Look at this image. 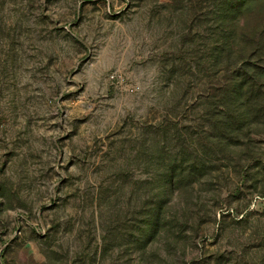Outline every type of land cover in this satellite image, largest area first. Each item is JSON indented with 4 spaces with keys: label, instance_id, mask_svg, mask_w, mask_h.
I'll use <instances>...</instances> for the list:
<instances>
[{
    "label": "rangeland",
    "instance_id": "obj_1",
    "mask_svg": "<svg viewBox=\"0 0 264 264\" xmlns=\"http://www.w3.org/2000/svg\"><path fill=\"white\" fill-rule=\"evenodd\" d=\"M263 107L264 0H0V264H264Z\"/></svg>",
    "mask_w": 264,
    "mask_h": 264
},
{
    "label": "trees",
    "instance_id": "obj_2",
    "mask_svg": "<svg viewBox=\"0 0 264 264\" xmlns=\"http://www.w3.org/2000/svg\"><path fill=\"white\" fill-rule=\"evenodd\" d=\"M241 87H244V83H242V86H241ZM240 90H242V89H240ZM240 90H239V91H240ZM239 91H238V92H239ZM261 114H264V107L261 109Z\"/></svg>",
    "mask_w": 264,
    "mask_h": 264
}]
</instances>
